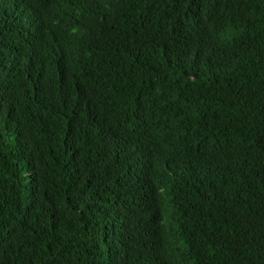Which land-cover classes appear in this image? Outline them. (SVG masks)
<instances>
[{
  "label": "trees",
  "instance_id": "16d2710c",
  "mask_svg": "<svg viewBox=\"0 0 264 264\" xmlns=\"http://www.w3.org/2000/svg\"><path fill=\"white\" fill-rule=\"evenodd\" d=\"M33 14L25 69L0 18V264H264V0Z\"/></svg>",
  "mask_w": 264,
  "mask_h": 264
},
{
  "label": "clouds",
  "instance_id": "9594fccd",
  "mask_svg": "<svg viewBox=\"0 0 264 264\" xmlns=\"http://www.w3.org/2000/svg\"><path fill=\"white\" fill-rule=\"evenodd\" d=\"M57 1L59 2V0ZM45 2L46 0H0V18L5 32L8 33L6 45L9 51V58L12 64L20 69L31 66L35 58L47 61L54 48L60 47L52 45L48 38L40 32L39 18L33 14V10ZM74 68H76V64L70 67L65 76L69 75ZM55 80H48L42 83L49 93ZM109 132L122 141V156L129 152L132 142L138 136L123 139L121 137L122 127L116 126L112 127ZM128 188L149 189L145 184Z\"/></svg>",
  "mask_w": 264,
  "mask_h": 264
},
{
  "label": "rangeland",
  "instance_id": "374dc122",
  "mask_svg": "<svg viewBox=\"0 0 264 264\" xmlns=\"http://www.w3.org/2000/svg\"><path fill=\"white\" fill-rule=\"evenodd\" d=\"M23 182L25 185H29V179H24Z\"/></svg>",
  "mask_w": 264,
  "mask_h": 264
}]
</instances>
